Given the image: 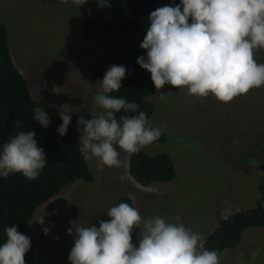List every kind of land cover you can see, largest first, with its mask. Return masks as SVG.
Masks as SVG:
<instances>
[{"label": "rangeland", "instance_id": "1", "mask_svg": "<svg viewBox=\"0 0 264 264\" xmlns=\"http://www.w3.org/2000/svg\"><path fill=\"white\" fill-rule=\"evenodd\" d=\"M97 8V0L80 7L73 0H0L9 55L30 97L59 114L64 104L79 108L70 122L77 144V119L102 111L95 90L86 91L85 83H96L86 69L98 51L92 41L80 39L82 22ZM255 59L264 63V49L256 51ZM147 100L153 108L149 120L163 130V140L142 150L149 156L167 155L174 179L140 187L126 168L99 171L96 158L86 161L91 183L74 182L34 210L26 230L33 254L25 264H71L75 233L69 235L68 229L89 222L99 227L98 221L110 220L106 212L122 196L142 217L161 215L174 222L179 215L204 238L216 225L214 217L224 219L264 199V86L222 103L211 94L202 98L165 85L159 92L154 87ZM117 150L127 160L128 153ZM41 216L43 225L36 223ZM138 232L134 229L132 241L137 246ZM229 254L222 264H264V229L246 231Z\"/></svg>", "mask_w": 264, "mask_h": 264}, {"label": "clouds", "instance_id": "2", "mask_svg": "<svg viewBox=\"0 0 264 264\" xmlns=\"http://www.w3.org/2000/svg\"><path fill=\"white\" fill-rule=\"evenodd\" d=\"M67 2V0H65ZM79 7L88 0H73ZM98 7H108V0H97ZM150 26L140 44L145 56L137 64L151 74L157 92L165 85L187 89L189 95L202 98L210 94L219 102L229 103L253 88L264 86V63L255 53L264 49V0H180L176 6L165 5L151 11ZM123 65H112L102 80L87 81L86 91L95 90L94 100L102 109L90 119H77L79 151L84 160L96 158L97 169L127 168L121 151L134 154L156 142L162 135L138 105L118 92L126 77ZM164 94L160 96L163 97ZM60 112V136L67 134L71 114L79 111L64 104ZM33 119L47 128L45 109L33 110ZM34 131H20L3 145L0 153V177L21 173L36 179L47 160L44 149L37 146ZM126 176H121L123 181ZM110 220L98 221L99 227L78 226L68 260L71 264H222V254L204 247V236L186 227L177 215L174 222L155 215L144 218L129 203H119L106 212ZM44 224L43 216L36 222ZM138 229L139 244L133 241ZM6 242L0 245V264H25L31 240L16 226L6 227ZM45 235L49 229L43 228Z\"/></svg>", "mask_w": 264, "mask_h": 264}, {"label": "trees", "instance_id": "3", "mask_svg": "<svg viewBox=\"0 0 264 264\" xmlns=\"http://www.w3.org/2000/svg\"><path fill=\"white\" fill-rule=\"evenodd\" d=\"M108 7H98L82 22L80 39L92 41L97 48V58L87 65L88 76L96 82L102 80L112 65H123L127 74L121 81V89L109 95L123 97L138 105V115L144 111L151 117L153 108L148 98L154 90L151 74L137 64L139 56L146 50L140 47L150 26L151 11L165 5L176 6L180 0H108ZM26 80L14 67L7 45L6 30L0 23V153L3 145L20 131H34L37 146L44 149L47 160L40 175L29 180L21 173L0 177V245L6 242V227L16 226L26 235L28 223L36 208L48 202L66 186L74 182L89 184L92 175L86 160L74 141L71 123L67 134L60 136L57 128L62 123L60 114L51 106L33 100L28 93ZM43 108L49 115L47 128L33 119V110ZM161 137L154 143L159 144ZM149 146V145H148ZM126 173L140 187L151 184H166L175 177L171 159L165 154L149 156L143 150L128 154ZM119 203H129L126 196L119 197ZM264 229V199L258 198L251 209L238 211L224 219L216 218V225L205 237L204 247L222 253L233 250L245 230ZM33 249L25 258L32 256Z\"/></svg>", "mask_w": 264, "mask_h": 264}, {"label": "crops", "instance_id": "4", "mask_svg": "<svg viewBox=\"0 0 264 264\" xmlns=\"http://www.w3.org/2000/svg\"><path fill=\"white\" fill-rule=\"evenodd\" d=\"M254 197H255L256 199L258 198L256 195H255ZM50 200H51V199H50ZM50 200H49V201H50ZM49 201H48L47 203H49ZM47 203H46V204H47ZM46 204H45V205H46ZM214 218H215L214 221H215V224H216V218H217V217H214ZM214 218H213V219H214ZM250 230H254V229H250ZM246 231H248V230H245V231L242 232L241 237L244 235V233H245ZM230 251H231V250H225V251H223V252L221 253V254H222V261H225L226 258L229 257V256L231 255V254H229Z\"/></svg>", "mask_w": 264, "mask_h": 264}]
</instances>
